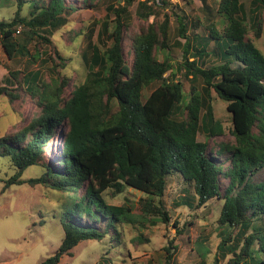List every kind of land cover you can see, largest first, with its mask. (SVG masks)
Masks as SVG:
<instances>
[{
    "label": "trees",
    "instance_id": "trees-1",
    "mask_svg": "<svg viewBox=\"0 0 264 264\" xmlns=\"http://www.w3.org/2000/svg\"><path fill=\"white\" fill-rule=\"evenodd\" d=\"M5 1H15L17 7L13 17L0 19V42L11 60L21 57L30 63L40 57L39 51L28 48L30 40L38 36L51 42L48 34L64 26L77 10L67 0ZM133 1L110 6L115 11L114 24L102 23L99 40L103 45L92 46L86 80L68 100L62 97L67 81L54 82L51 87L41 84V68H9L0 86V95L11 101L21 97L20 90L37 94L42 108L20 131L0 136V155L9 156L16 170L11 180L70 192L62 243L40 264H58L81 241L102 238L110 234L111 227L132 222L124 206L107 203L103 194L109 188L121 193L129 185L143 191L145 207L168 222L171 216L162 198L170 181L181 183L185 191L178 204L199 207L211 199L223 201L216 261L264 264V179L258 177L264 171V53L248 38L245 3L202 0L206 16L196 23L208 31L202 38L189 35L186 19L177 15L178 35L185 42L178 38L171 42L169 15L159 25L151 21L130 35L133 58L129 60L123 34L132 17L129 7ZM26 3L29 15L22 13ZM160 3L169 1H141L139 16L149 19ZM251 4L255 6L251 26L259 27L264 0H251ZM20 26L24 28L22 40L17 38ZM105 36L107 41H103ZM159 51L165 52L163 59ZM181 52V67L202 81L201 89L192 85L187 93L183 82L166 76L171 70L176 75L171 57ZM211 56L220 62L203 66ZM156 81H161L160 86L145 97L144 90ZM212 91L228 103L233 114L235 145L210 143L223 134L221 122L215 119ZM114 99L118 103L115 111ZM65 122L69 129L60 166L55 167L47 162V148L55 129ZM32 165H41L43 173L23 179ZM222 177L229 179L224 188ZM82 187L86 190L79 193ZM84 215L88 224L79 221ZM166 249L167 264H176L170 248Z\"/></svg>",
    "mask_w": 264,
    "mask_h": 264
},
{
    "label": "rangeland",
    "instance_id": "rangeland-1",
    "mask_svg": "<svg viewBox=\"0 0 264 264\" xmlns=\"http://www.w3.org/2000/svg\"><path fill=\"white\" fill-rule=\"evenodd\" d=\"M141 1L144 0L132 2L129 7L132 17L128 28H124V53L129 60L133 58L130 35L139 32L151 21L157 25L161 24L166 15L170 18L172 43L177 38L185 42V38L178 35L177 15L186 19L189 35L196 34L197 37L202 38L208 33L203 26L196 25L198 19L206 16L202 0H168L169 4H158L156 14L149 19H144L138 14ZM243 1L249 24L248 38L264 53V8H260L261 24L259 27H254L251 26V9L255 6L251 4V0ZM14 2L0 0V19L14 16L17 7ZM67 2L75 4L77 10L71 12L69 21L64 26L48 34L51 42L36 36L27 44L31 52H40L37 62L30 63L25 60L26 58L21 57L11 60L0 42V86L5 83L4 78L8 75L9 68L21 70L41 68L43 77L41 84L47 83L51 87L54 82H61L64 79L67 81L62 94L66 101L74 90L85 82L92 46L103 45L99 40L101 25L106 20L113 21L114 24L115 11L109 8L112 5H123L126 0H88L87 2L67 0ZM207 2L214 4V0ZM22 13L29 15L27 3ZM22 29L24 30L20 26L17 31L19 40L24 38ZM107 40L105 36L103 41ZM195 44L198 45V41ZM164 55V51H159L160 59H163ZM192 59L193 57L190 58ZM182 61V52L172 56L173 72L176 75L173 77L171 70L166 76L183 82L187 93L190 92L192 85L201 89L202 81L194 79L191 74H186L185 69L180 65ZM219 62L220 60L213 56L206 57L203 66L211 67ZM160 84L161 81L151 84L144 90V96L148 97ZM19 92L21 97L14 101L6 95H0V136L17 133L33 116L42 112L37 94L31 95L23 90ZM212 97L215 119L221 122L223 134L212 138L210 143L235 145L233 114L228 110V103L215 91H212ZM112 107L114 111L117 109L116 99L112 100ZM68 129V122H65L61 128L55 129L47 148V162L55 167L60 166ZM199 139L204 140V134H200ZM43 171L41 165H32L24 171L22 178L28 180L37 177ZM15 173L11 158L0 155V264H40L53 255L62 243L64 238L62 220L65 216L64 212L70 206L66 202L70 192L43 184L12 181L11 178ZM258 177L264 179V171ZM221 182L224 188L229 179L222 177ZM181 189V183L170 181L162 201L171 219L162 222L145 207L142 199L146 196L143 191L129 185H126L121 193L109 188L103 194L107 203L124 206L133 218L132 222L119 223L116 229L111 227L110 234L102 238L81 241L72 249V253L63 255L58 264H167L166 247H169V252L174 254L176 264H225V261L219 263L215 258L217 245L221 241L217 227L220 225L218 219L223 201L211 199L206 205L199 207L181 205L178 203H181V196L185 193ZM85 190L82 187L79 193H84ZM191 191L194 194L193 188ZM154 219L159 222H154ZM80 220L85 224L90 222L85 215L81 216ZM175 221L178 222V226ZM103 223L101 221L99 225L102 227ZM228 231L230 233V229ZM231 232L234 233L232 230ZM175 245L178 246L177 249L174 248Z\"/></svg>",
    "mask_w": 264,
    "mask_h": 264
}]
</instances>
